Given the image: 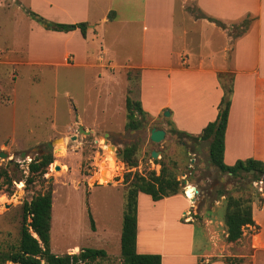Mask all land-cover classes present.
Listing matches in <instances>:
<instances>
[{"label":"rangeland","instance_id":"1","mask_svg":"<svg viewBox=\"0 0 264 264\" xmlns=\"http://www.w3.org/2000/svg\"><path fill=\"white\" fill-rule=\"evenodd\" d=\"M181 1L186 16L198 14L194 0ZM24 5L22 0H0V152L7 154L0 157V252L13 251L18 245L23 203L51 190V252L63 255L68 250L102 248L107 251L105 257L78 264H121L126 174L146 175L150 170L158 174L164 164L181 181L180 195L170 200L165 219L161 205L151 208L142 200L141 219L151 248L163 247L172 254L165 264H192L186 254L191 246L204 254L199 256L201 264L208 260L226 264V257L239 259V264H264V175L254 179L251 172L239 177L221 172L208 159V140L179 137L168 121L135 113L133 120L139 126L130 129L126 98L138 101V72L115 70L114 85L107 71L75 65L69 55L62 60L45 58L41 54L49 39L47 30L25 13ZM181 16L177 11L176 35L191 27L190 20ZM135 32H126L130 41L135 40ZM53 45L62 53V40L55 39ZM190 92L187 88L186 93ZM78 125L89 133L79 132ZM152 127L166 131L161 141L149 139ZM56 138L61 141L52 148L45 145ZM130 145L136 148L135 166L120 154ZM152 150L158 151L156 158L151 157ZM45 154L52 155V164L26 183L28 164ZM227 195L248 198L255 213V226L246 227L235 242L225 240ZM185 203L189 205L181 220L189 221L194 233L178 220Z\"/></svg>","mask_w":264,"mask_h":264},{"label":"crops","instance_id":"2","mask_svg":"<svg viewBox=\"0 0 264 264\" xmlns=\"http://www.w3.org/2000/svg\"><path fill=\"white\" fill-rule=\"evenodd\" d=\"M22 2L27 15L30 9L53 22L87 23L85 35L78 28L67 32L46 29L49 39L44 44L45 54L41 55L50 60H62L69 55L75 65L107 71L114 85L118 78L115 70L137 71L138 101L145 114L171 122L177 130L192 136H197L217 115L222 95L217 74L233 73L223 160L232 165L237 159L253 158L264 166V0H194L196 13L213 17L226 28L203 17L186 16L181 0ZM177 11L191 22V27L183 29L179 35L175 32ZM110 12L113 14L108 18ZM247 14L254 17L250 27L241 36L232 38L231 26ZM129 30H136L134 41L126 34ZM55 39L62 40V53L53 45ZM28 47L35 53L31 45ZM187 88H191L190 93H186ZM165 110H168V116L163 115ZM77 119L87 125L80 115ZM178 195L180 193L154 201L146 193L137 194L136 251L160 254L161 264H165V259L172 254L163 247L151 248V241L146 238V226H142L141 201H146L151 208L161 205L165 219L170 200ZM188 205L182 204L178 220L191 233L193 225L181 220ZM79 250H68L67 253ZM186 254L193 260L192 264H201L202 257L199 259V256L204 254L194 252L192 246ZM208 262L216 264L211 260Z\"/></svg>","mask_w":264,"mask_h":264},{"label":"trees","instance_id":"3","mask_svg":"<svg viewBox=\"0 0 264 264\" xmlns=\"http://www.w3.org/2000/svg\"><path fill=\"white\" fill-rule=\"evenodd\" d=\"M28 15L42 25L45 29L55 31H70L78 28L82 35H85L87 28L86 22L62 23L47 20L28 9ZM195 13V12H194ZM112 12L108 13V18L112 17ZM195 17H203L216 25L226 28L225 25L210 16L198 13ZM254 17L247 14L237 24H233L229 30L232 38L244 34ZM227 77V83H226ZM219 84L222 89V95L217 105V115L213 121L208 122L197 136H192L173 127L172 133L181 136H189L196 140H208V159L212 165L217 167L223 173H229L232 177H239L242 172L250 174L254 179L264 175L263 163L253 158L237 159L232 165H228L223 160L224 150V132L227 125L228 112L231 104L233 73L219 72L217 74ZM127 125L130 129H136L139 124L133 120L134 114H145L139 101L134 103L126 98ZM134 145L124 147L121 156L129 165L135 166V160L132 155L135 153ZM52 155L45 154L38 161L31 160L28 164L30 175L26 178V183L33 182L35 174L46 172L48 165L52 164ZM130 175L132 176L129 179ZM125 181L128 186L125 192V204L122 214V224L120 233V256L121 264H161V256L158 253H139L136 251V207L137 194L143 192L148 194L152 200L157 201L164 197L177 194L181 191V181L176 179L172 172L162 164L160 172L155 173L150 170L148 174L143 175L138 172H129L126 174ZM223 194V193H220ZM51 190L33 196L29 201L22 205V225L20 227V238L15 250L2 253L0 252V264L10 261L17 264H78L80 261L91 262L97 258L106 256V251L102 248H81L79 252L63 255H56L50 250V228H51ZM27 217L30 218V230L36 234L33 236L26 225ZM90 227L94 230V221L89 215ZM225 225V240L235 242L242 237L243 231L248 226H255V216L252 210L251 202L248 198L241 196L234 197L227 195L225 199V213L223 219ZM226 264H239V259L226 257L223 259ZM205 264H209L205 263Z\"/></svg>","mask_w":264,"mask_h":264},{"label":"water","instance_id":"4","mask_svg":"<svg viewBox=\"0 0 264 264\" xmlns=\"http://www.w3.org/2000/svg\"><path fill=\"white\" fill-rule=\"evenodd\" d=\"M163 115L164 116H168L169 112L167 110H165ZM77 128H78V131L81 132V133H84V134H88L89 133V131H86L82 127V125H78ZM106 136H107V134L104 135V137H106ZM164 136H165V130L164 129L155 128V127H152V128L149 129V139L151 141H153V142L161 141L164 138ZM72 138L74 139L75 136H73ZM56 141H61V138H56V139H54L52 141H48V142L45 143V145L47 147H49V148H52L54 146V142H56ZM40 146H42V145H40ZM112 148H114V147L112 146ZM22 155H25V153H22ZM157 155H158V151H154V150L151 151V157L152 158H156ZM6 156H7V154L5 152H2V151L0 152V157H6ZM55 168L57 169L58 166H55ZM250 172H252V171H250ZM183 182L185 183L186 181L184 180ZM27 226L30 227V222L27 223ZM31 233L33 234V236L37 237L36 234L33 233L32 231H31Z\"/></svg>","mask_w":264,"mask_h":264},{"label":"bare ground","instance_id":"5","mask_svg":"<svg viewBox=\"0 0 264 264\" xmlns=\"http://www.w3.org/2000/svg\"><path fill=\"white\" fill-rule=\"evenodd\" d=\"M186 194H187V195H190V193H189L188 191L186 192ZM15 264H16V263H15Z\"/></svg>","mask_w":264,"mask_h":264}]
</instances>
